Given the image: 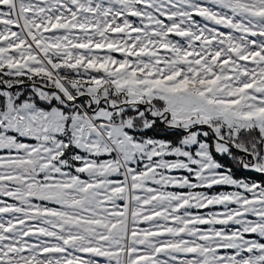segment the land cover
<instances>
[{
  "label": "snow or ice",
  "instance_id": "1",
  "mask_svg": "<svg viewBox=\"0 0 264 264\" xmlns=\"http://www.w3.org/2000/svg\"><path fill=\"white\" fill-rule=\"evenodd\" d=\"M0 264H264V0H0Z\"/></svg>",
  "mask_w": 264,
  "mask_h": 264
}]
</instances>
